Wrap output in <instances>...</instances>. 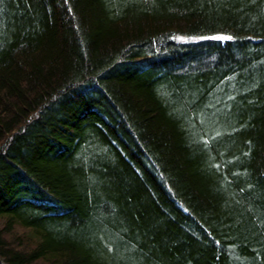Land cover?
I'll return each mask as SVG.
<instances>
[{"label":"trees","instance_id":"trees-1","mask_svg":"<svg viewBox=\"0 0 264 264\" xmlns=\"http://www.w3.org/2000/svg\"><path fill=\"white\" fill-rule=\"evenodd\" d=\"M0 264H264V0H0Z\"/></svg>","mask_w":264,"mask_h":264},{"label":"snow or ice","instance_id":"snow-or-ice-1","mask_svg":"<svg viewBox=\"0 0 264 264\" xmlns=\"http://www.w3.org/2000/svg\"><path fill=\"white\" fill-rule=\"evenodd\" d=\"M217 39H232V37L221 36V37H217Z\"/></svg>","mask_w":264,"mask_h":264}]
</instances>
